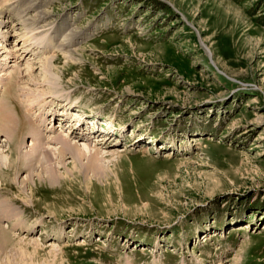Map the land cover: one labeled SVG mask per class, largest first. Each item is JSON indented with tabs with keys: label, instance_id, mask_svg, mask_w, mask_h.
<instances>
[{
	"label": "rangeland",
	"instance_id": "1",
	"mask_svg": "<svg viewBox=\"0 0 264 264\" xmlns=\"http://www.w3.org/2000/svg\"><path fill=\"white\" fill-rule=\"evenodd\" d=\"M0 8V110L33 94L47 125L19 146L0 132L3 168L48 152L0 174V264H264V0ZM65 109L97 126L70 135Z\"/></svg>",
	"mask_w": 264,
	"mask_h": 264
},
{
	"label": "bare ground",
	"instance_id": "2",
	"mask_svg": "<svg viewBox=\"0 0 264 264\" xmlns=\"http://www.w3.org/2000/svg\"><path fill=\"white\" fill-rule=\"evenodd\" d=\"M2 19H4V11H2L1 10V8H0V24H2V22L1 21H3ZM23 49V48H22ZM25 49V48H24ZM26 50V49H25ZM56 57H50V58H45L42 62H41V65H44L45 67H46V72H48L49 74L51 73L50 72V70L52 71V72H54L55 70V68H56V65H55V62H52L54 59H55ZM49 62V63H48ZM15 76H17V73H15V75H14V77H10L9 76V80H11V78L12 79H14L15 78ZM37 82V81H36ZM48 83V82H50V80L49 79H47L46 77L43 79V81H42V83ZM22 84H24V87H28L29 85H31L30 83H26V82H23ZM17 87H18V84H17ZM40 87V86H39ZM43 88H45V86L43 87ZM16 89V88H15ZM14 89V90H15ZM23 89V88H22ZM38 88H36L34 91H36ZM48 91V90H47ZM41 92V94H40V96H42V95H47V93H46V90L44 91H40ZM32 93V92H31ZM39 97V96H38ZM16 98V97H15ZM34 98V99H33ZM25 100H24V102H25V104H27L26 105V107H25V111H23V113L21 112V111H18V109H16V107H15V105L13 104V103H9V104H1V110H0V132H2L3 134H4V137L7 139V141L8 142H10V141H12V142H15L14 140H16V144L15 145H17V146H19V145H21L22 143H23V140H24V136H28V135H31V138L33 139V140H36V138L35 137H37L36 136V133H37V130L39 131V126H41V127H45L46 128V130H47V125L45 126H43V124H42V122L43 121H39L38 119L37 120H35V115L34 116H32L31 115V111H32V109H34L35 108V106L33 107V100L34 101H36L37 103H38V99H37V97H35L33 94H32V96H28V97H25L24 98ZM40 100V99H39ZM59 104H62V105H64V108H66L68 105H69V103H64V102H62V103H59ZM39 106H41V105H39ZM69 106H71V104L69 105ZM68 108V107H67ZM4 109V110H3ZM69 109V108H68ZM17 110V111H16ZM50 110V109H49ZM47 111V110H46ZM50 112V116H52V114H54L53 113V111L51 110V111H49ZM26 113V114H25ZM33 113V112H32ZM46 113V112H45ZM59 114V113H58ZM92 114V113H91ZM17 115V116H16ZM55 115V114H54ZM48 116V115H47ZM57 116H59V115H57ZM60 117H61V121H62V123H61V127H64V128H68L69 130H68V133L70 134V135H73V134H75L76 135V132L78 131V130H83V127H86L87 128V131L88 132H91V129H93V127L94 126H97L96 124H91V125H89V123H86V122H81V120L80 119H76V118H70L69 117V115H67V110L65 109V116H64V118L60 115ZM72 117V116H71ZM42 119V118H41ZM46 120V119H45ZM64 120H65V122H64ZM47 121V120H46ZM71 122V123H70ZM73 122V123H72ZM66 123H70L69 124V126H67L66 127ZM86 123V124H85ZM35 124V125H34ZM45 124V123H44ZM73 125V126H72ZM37 126V127H36ZM36 127V128H35ZM109 127V126H108ZM63 128V129H64ZM80 128V129H79ZM37 129V130H36ZM45 130V129H44ZM110 129H108V131H107V134H105V135H103L101 138L99 137V139H97V143H99L100 144V146H102V147H104V146H106V144H108L110 141H111V139L110 138H108V134L110 133V131H109ZM91 135V133H89V135L88 136H90ZM47 136V135H46ZM66 136V135H65ZM64 136V137H65ZM80 136V138H87L88 136H87V134H85L84 132L82 133V135H79ZM67 137V136H66ZM38 138V137H37ZM68 138H70V137H68ZM58 140L57 141H59V144L61 145V147H60V151H59V153H58V156H62L63 154H64V149H68V148H71V145L66 141V140H64L63 138H61V136L59 137V138H57ZM51 140H56V138H52ZM84 140V139H83ZM88 140V139H87ZM37 141V140H36ZM34 142V144L32 145V155H31V157H29V158H27V156L28 155H21L20 157L19 156H17V159L16 160H14V162H11V161H9V163H8V165L7 166H5L6 167V170H4V168H3V165H2V160L3 159H1V156H0V174H4V175H6V176H8L10 173H11V171L13 170L14 171V173L15 174H17V172L19 171L18 170V168L20 167V166H22L23 165V167L25 166V167H30L31 165H35V164H43L44 162H47L48 161V156H47V151H45L44 153L42 152H40L39 151V147H40V144H38L37 142ZM7 144H9V146H10V143H7ZM49 144V143H48ZM41 149V148H40ZM76 149L78 150V156L79 157H84L85 156V154H84V151H83V149H81V148H77L76 147ZM11 150H13L12 148H11ZM85 150V149H84ZM152 149H150V148H147V149H144V153H146V154H148L150 151H151ZM47 152V153H46ZM88 152V151H87ZM1 153V152H0ZM121 153V152H120ZM119 153V154H120ZM99 154V153H98ZM18 155V154H17ZM49 155V154H48ZM74 157V156H73ZM4 163V162H3ZM32 167V166H31ZM21 168V167H20ZM72 168L73 169H77V166H76V164L75 163H73L72 164ZM88 169H90L91 171H93L94 170V168H95V166H93V165H88V167H87ZM47 171V170H46ZM1 175V176H2ZM56 176V175H55ZM53 177H54V174H53ZM51 178V181L52 182H55L56 180H53L54 178ZM4 178V177H3ZM2 183V182H1ZM0 189H3V190H12L11 189V186H9V185H0ZM9 192V191H8ZM19 198H21V195H19ZM23 200V199H22ZM0 203H2L1 205H0V213H6L4 216L6 217V219L8 220V221H11V218H10V216H9V212H8V210H7V206L2 202V201H0ZM7 207V208H6ZM1 215V214H0ZM5 229L6 228H1L0 227V248L1 247H3V246H5V244L8 242V240H9V238H8V236L6 235V232H5ZM36 243V242H35ZM50 248L51 249H53V246H52V244L50 245ZM50 250V249H49Z\"/></svg>",
	"mask_w": 264,
	"mask_h": 264
}]
</instances>
